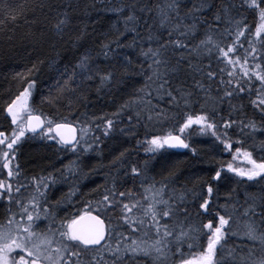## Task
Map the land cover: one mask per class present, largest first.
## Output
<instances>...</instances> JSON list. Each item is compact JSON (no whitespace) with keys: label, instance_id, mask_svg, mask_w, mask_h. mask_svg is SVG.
Returning a JSON list of instances; mask_svg holds the SVG:
<instances>
[{"label":"trees","instance_id":"1","mask_svg":"<svg viewBox=\"0 0 264 264\" xmlns=\"http://www.w3.org/2000/svg\"><path fill=\"white\" fill-rule=\"evenodd\" d=\"M132 2L134 0H0V131L11 133L13 126L5 109L27 86V81L20 79L16 74L25 73L36 65L39 71L32 77L36 83L31 98L34 113L54 123L71 122L79 128L88 126L91 129L89 138L99 137L100 143V148L97 150L73 153L68 149H62L56 141L40 135L28 134L16 151L21 174L18 182L31 187L34 186L33 177H47L49 174H54L57 183L48 189L47 206L55 214V224L58 225L61 219L79 214L90 201L94 209L93 213L101 215L107 225L114 229L111 231V239L108 243L114 248L117 240H120L123 248L125 244H130L132 239L150 242L155 239L154 231L145 227L138 232H132L129 226L123 223L119 206H98L97 202L102 200L107 189L112 188L114 179L117 191L133 194L125 198L124 203L141 201L147 195L144 188L148 183L155 182L156 187L159 188L163 181L168 184L164 198L173 197L181 210L187 209V215L181 211L172 220L165 219L162 223L168 224L170 228L181 223L184 228L189 225L200 228L210 219L215 224L218 219L217 214L228 216L227 213H231V216L237 218L235 228L232 231L229 229L226 240L218 248V259L222 264H252L264 255V247L258 241H250L247 236L238 237V235L243 234L244 231L240 222L242 226L254 223L260 230H264V218L259 215H244L245 208L253 202L251 197H264V181L246 182L245 179L230 175L226 167L228 155L223 144L215 140L211 133H200L199 126L196 125L182 135L192 148L197 149L196 155H193L189 149L183 151L166 149L153 155L146 152V145L138 141L143 142L152 135H166L169 132L178 134L185 116L201 114V106H203L204 112L215 109V121L218 125L229 118L236 121L237 123L227 131L229 140L234 142H238L236 139L240 140L243 148L251 152L257 160H264V112L252 103L258 99L257 90L261 88V84L253 77L251 84L245 85L246 88H251L250 92L233 96L230 103L227 99L221 101L219 97L223 96L225 89L218 83L219 75L216 80H209L201 73L189 70L188 65L185 64L183 65L185 71L178 77H171L170 80L173 88L183 83L184 87L193 91V100L197 102L189 108H185L182 104L180 107L170 105L167 97L161 99L152 89H146L151 92L148 96L138 91L144 87L145 77L149 74L148 62L140 56V45L147 49L149 46L147 37L150 34L162 37L161 42L167 39V32L159 27L160 18L156 14V5L163 7L166 0H146L153 12L148 14L137 11L140 17L138 24L128 25L129 28L135 27L136 32H125L123 18L128 12L119 14L113 9ZM201 3L211 7L196 12L195 9ZM224 4L235 5L231 11L233 24L221 22L219 32H213V39L222 47L232 44L234 35H230L229 31L225 30L234 33L236 20L242 21V24L246 23L250 32L246 33L247 38L241 37L243 47L238 48L236 55L243 57L245 49L256 47L257 58L253 60L249 56L248 67L255 71L257 70L255 65L260 64L264 68V59L260 58L264 55V48H261L259 42L252 45L248 43V40H254L252 34L256 25L260 23L259 15L257 11L242 6V0H182L180 15L185 18L184 23L192 22V14L200 20L209 22L198 25V35L193 40V44L203 38L209 27H217L213 17ZM9 15H15L16 18L13 20ZM65 15L69 22L63 27V31L58 33L54 25ZM175 22L173 20V23ZM148 25L152 26L150 32ZM120 33L124 34L120 35ZM134 40L136 44H133ZM108 41H118L120 47L117 48L116 43H113L114 52L105 57L100 46ZM152 46L155 47V43ZM87 53L91 54L93 67L99 69L101 75L107 72L113 73L110 83L101 86L98 78L85 80L86 74H81L77 64L81 56ZM168 54L188 55L186 52H173L171 48ZM217 55L213 49L212 55L193 56L191 63L204 71L219 73L225 65L218 61ZM125 58L132 61L128 73L124 71ZM239 76L240 73L237 72V78ZM69 77L72 79L69 80ZM65 81L69 82L68 90L61 92L60 87ZM196 81L203 83L209 90L207 96L195 86ZM260 96L264 97V92H261ZM128 101H132L131 105L122 109V105ZM161 109L168 115V119L157 118L156 112ZM149 116L152 117L151 120ZM129 117H132L131 121ZM106 119L115 121L114 131L108 136L103 134ZM240 121L245 123L254 121L257 131L254 134H250L247 130L242 133ZM122 152L125 153L124 158L116 161V157ZM253 153H259L261 158ZM73 161L77 162L81 169L76 176H70L63 171L71 166ZM145 162H147L145 175L149 179L142 185V177H132L130 169L135 166L143 170ZM173 165L176 166L175 176L170 180H164ZM221 167H223L222 179L214 183L215 191L210 207L205 212L199 207L203 199L208 198L204 181L210 180L215 171ZM1 173L5 175L3 170ZM125 173L129 174L125 175ZM12 182L14 186L17 185L14 179ZM72 192H75V195L69 196ZM193 192L196 193L195 196ZM181 194H185L186 197L183 202L178 199ZM238 200H242L241 204ZM57 201H62L59 206H56ZM257 203L259 204V200ZM222 207L227 210H221ZM9 209L13 211L7 202L0 199L1 224L5 223L11 214ZM256 211L262 212L264 208L257 207ZM149 219L145 220V224ZM49 223V220L42 218L38 221L39 229H44ZM145 232H147L146 236ZM117 233H122L129 239L124 240ZM232 234L235 235L231 236ZM206 242L207 238L203 233L196 241H186L180 246L182 257L175 253L176 246H173L166 264H180L181 258H197L206 246ZM188 244L194 246L189 248ZM93 256L97 257L99 264H112L115 259L110 251L101 247L99 252L92 250L83 253L80 264H90ZM75 260L76 258L73 257L71 264H75ZM117 264H153V260L150 257H132L123 253V259L117 261Z\"/></svg>","mask_w":264,"mask_h":264},{"label":"snow or ice","instance_id":"2","mask_svg":"<svg viewBox=\"0 0 264 264\" xmlns=\"http://www.w3.org/2000/svg\"><path fill=\"white\" fill-rule=\"evenodd\" d=\"M181 3L182 0H166L163 7L156 5L159 16V27L167 32V39L161 42L162 37L152 36L147 37L149 46L147 49L140 45V56L144 57L148 62L147 71L149 74L145 77V85L138 91L144 92L146 96L151 95V92L146 89H152L157 95L163 99L168 98L169 104L180 107L182 104L185 108H189L197 101L193 100L194 93L190 88L184 87L183 83L177 84L175 88L171 86V77H178L185 71L183 65L187 64L188 69L201 73L209 80H216L219 75L218 83L224 86L223 96L219 97L222 101L227 99L229 103L231 98L237 94L250 92L251 88H246L245 85H250L253 77L259 81L261 88L257 90L258 99L252 101L261 112H264V97L260 96L264 92V68L260 64L255 65L252 70L248 67V57L251 56L255 60L257 48L250 47L245 49L243 57L236 55L238 48H242L241 37H246V33L250 29L246 23L236 20L234 33L229 31L230 35H234L232 44L221 46L216 40L213 39V32H219V24L226 22L229 25L233 24L231 18L232 8L234 4H224L220 10L214 15L213 22L217 25L216 28L209 27L205 32L202 39L198 43L193 44V40L198 35V25L208 24L207 20H200L192 14V22L184 23V17H181ZM242 6H246L258 12L259 21L255 27V32L252 34L254 40H248L249 45L256 42L261 44L264 48V0H242ZM205 7H211L206 3L195 9L196 12L201 11ZM119 14L128 12L127 16L123 18L125 32H136V28H129L130 24H138L140 13L151 14L153 9L148 6L146 0H134L132 3L123 4L119 8L113 9ZM174 14V15H173ZM9 18L15 19V15H9ZM173 20L176 22L173 23ZM69 19L67 15L61 18L55 25L56 32H62L63 27L68 24ZM170 25V27H169ZM149 32L152 26H147ZM119 31V30H117ZM124 33H120L123 35ZM116 43L117 48L120 47L118 41H108L101 44V52L105 57H108L114 52L112 44ZM155 43V47L152 44ZM136 44V41H133ZM171 48L173 52H186L188 55L181 54L180 56H170L168 50ZM215 49L217 59L225 65L224 68L219 70V73L214 71H204L201 67L191 63L193 56H200L202 54L212 55ZM264 59V55H261ZM173 60L175 61L173 63ZM126 67L125 73L129 72L132 61L125 58ZM209 68L211 65L208 66ZM77 68L81 74L85 75V80L91 81L98 78L101 86H105L113 79V73L107 72L103 75L100 70L93 67L91 54L87 53L81 56ZM143 71V65H141ZM39 71L36 65L28 69L25 73H17V77L27 81V86L19 93L6 107L5 112L10 117L11 125L14 126L10 134L0 131V168L7 170V178L9 182L0 179V198H6L9 203H16L20 207L19 213H12L4 224H0V264H71L72 258L75 257V264H80V258L83 253L96 250L99 252L103 247L110 251L115 259L112 264H117V261L123 259V253L130 254L132 257L144 256L150 257L153 264H166L169 258V253L172 252L173 246H176L175 253L183 256L181 247L186 241H196L201 238V233L207 238L206 246L197 258L183 259L181 258L180 264H222L218 259V248L222 246V242L226 240L229 233L230 216L226 218L225 215H219L217 222L214 224L213 220H208L207 223L202 224L200 228L189 225L187 228L183 227V223L178 226L169 227L168 224L162 223L163 220H172L180 214L181 211L187 215V209L181 210L179 205L176 204L173 197L165 199V193L168 191V184L161 181L160 187L157 188L155 182L148 183L144 188V192L150 195H145L143 201L136 200L131 203H124L123 200L133 194L131 192L117 191L115 179L111 189L106 190L102 200L97 202V205L105 207L121 208V219L124 224L128 225L132 232H138L143 228H148L154 231L155 239L150 242L147 240L132 239L130 244H125L121 248L120 240H117L116 246L113 248L108 241L111 239V231H114L110 225L105 224V220L100 215L93 214L94 209L89 201L84 209L79 214L73 215L71 218L61 219L59 224H55V214L52 213L47 206V192L51 185L57 183L54 174H49L47 177H33V185L35 188L34 194L27 203L21 200H14L13 197L21 193V189L25 187L23 184H18L14 187L11 180L15 177L19 181L20 171L19 165L13 167V161L16 157V151L21 142L28 134L40 135L48 140L56 141L62 149L71 150L73 153H87L100 148L99 137L89 138L91 129L88 126L80 127L74 126L71 122L54 123L52 120H46L42 115L34 114V109L30 106L29 100L32 97V90L35 87V79H32L34 74ZM237 72L240 73L237 78ZM227 76V79H225ZM72 77H69L71 80ZM68 81L60 87V91L68 90ZM195 86L201 91L208 93L200 81L195 82ZM230 89V90H229ZM72 91H75L72 89ZM210 98V97H207ZM132 101L126 102L122 105V109L128 108ZM150 103V101H149ZM231 106V104H230ZM201 114H187L183 120L182 125L179 127L180 134H173L169 132L166 135H152L150 139H146L143 143L146 145L145 151L156 155L166 149H189L193 155L197 154V149L192 148L186 142L182 135L187 129L192 128L194 125L199 126V131L202 134L211 133L221 144L225 150H231L233 143L227 136L228 129L232 128L237 122L231 118L223 120L222 124H217L215 121V109L204 112L201 106ZM158 119L166 120L168 115L164 110L156 112ZM139 117V113H137ZM132 117H129L131 121ZM152 117L149 116V120ZM115 121L113 119H106L104 121L103 134L110 135L114 131ZM241 132L246 130L250 134L257 131V126L254 121H240ZM99 127V126H97ZM222 129V131H218ZM121 131H124L121 129ZM243 156L244 160L250 167H234L232 163L226 165L227 171L234 173L237 177L245 178L250 182L264 181V160L257 162L253 159L252 153L242 150L237 147L233 160ZM125 153H120L116 157V161H121ZM114 161V163L116 162ZM70 176L79 175L81 169L77 162L73 161L72 165L64 169ZM223 167L215 171L210 180L204 181L206 184V195L203 202L199 204L200 209L205 212L210 207L211 198L215 191L214 183L222 179ZM147 172V162H145L144 169H138L132 166L130 174L132 177H142V185L148 182V177L145 175ZM129 173H125L128 175ZM176 174V166L173 165L168 170V175L164 180H170ZM196 195L195 192L192 193ZM75 195V192L69 196ZM185 194H181L178 199L183 202ZM252 204H249L244 210L246 216L259 215L264 218V211L257 212L256 208H264V197H251ZM259 200V204L257 203ZM62 201H57L56 206ZM145 202L147 206L145 207ZM31 209V210H30ZM11 213V209L8 210ZM141 212V215H135V212ZM43 219L49 220L47 228L37 231L39 228L38 221ZM19 217V218H17ZM148 223L145 224V220ZM206 230V231H205ZM118 236L124 240L129 239L124 237L122 233H117ZM147 235V232L144 233ZM245 236L250 241H258L264 247V230H260L254 223H249L246 226ZM102 242H104L102 244ZM193 244H188V247H193ZM90 264H99L97 257L93 256ZM252 264H264V255L257 258Z\"/></svg>","mask_w":264,"mask_h":264},{"label":"rangeland","instance_id":"3","mask_svg":"<svg viewBox=\"0 0 264 264\" xmlns=\"http://www.w3.org/2000/svg\"><path fill=\"white\" fill-rule=\"evenodd\" d=\"M32 93H33V90H32ZM32 98V97H31ZM31 98H30V100H29V104H30V106H31ZM14 127V126H13ZM188 130L189 129H187L186 131H185V133H187L188 132ZM184 133V134H185ZM178 134H180V133H178ZM89 135V134H88ZM228 136V135H227ZM228 138H229V136H228ZM214 139L216 140V138L214 137ZM231 141V140H230ZM236 141H238V142H234V141H231L232 143H233V147H232V149L231 150H225V148H224V150H225V153L228 155V159H227V164L228 163H231L229 160L231 159V157L235 154V149L237 148V147H239V148H241L242 150H246V149H244L243 148V144L240 142V140H238V139H236ZM224 147V146H223ZM71 151V150H70ZM247 151V150H246ZM230 153H231V155H230ZM254 155H256V156H258L259 158H261L260 157V154L259 153H253ZM253 159H255L254 157H253ZM258 162V161H257ZM0 163H2V161H0ZM233 164V166L234 167H244V168H248V167H250V165H248L247 164V162L244 160V158H243V156L241 155L239 158H237V159H235V163H232ZM1 168H0V174H2V176L0 177V179H4L6 182H9L6 178H5V175L3 174V173H1ZM4 171V173H6V171L5 170H3ZM14 179V181L15 182H17V185L16 186H18V184H19V182L17 181V179L14 177L13 178ZM13 179L11 180V182L13 181ZM244 181H246V182H248L247 180H244ZM245 182V183H246ZM250 182V181H249ZM13 183V182H12ZM252 183H255V182H252ZM247 184V183H246ZM256 184H259V183H256ZM13 185H14V183H13ZM24 185V184H23ZM16 186H14V187H16ZM24 191V192H23ZM21 192H23L22 194H20V196H19V199L18 200H21L23 203H27L28 202V200L31 198V196L34 194V192H35V188H34V186H31V187H29V186H27V185H25V187L24 188H22L21 189ZM147 195H150V194H147ZM28 196H30V197H28ZM1 200H3V201H5V202H7L11 207H12V209H13V211L11 212V214L12 213H19L20 212V207L16 204V203H9L8 201H7V199L6 198H0ZM13 199L14 200H16V196H14L13 197ZM48 201V200H47ZM141 201H143V198L141 199ZM239 201V203L241 204V202H242V200H238ZM237 201V202H238ZM145 207L147 206V204H146V202H145V205H144ZM224 209V210H223ZM31 210V209H30ZM221 210H223V211H226L225 210V208H223L222 207V209ZM231 212H232V210H231ZM231 213H227V215L228 216H226V218L227 217H231L232 219L230 220V230L232 231L235 227V221H236V217L235 216H231L230 215ZM135 215H137V216H139V215H141V212H139V211H136L135 212ZM17 218H19V217H17ZM42 218H43V216H42ZM41 218V219H42ZM4 224V223H3ZM240 224H241V227H242V229L244 230L243 231V234H240V235H238V237H242V236H245L244 235V233H245V231H246V226H247V224H245V225H243L242 226V223L240 222ZM47 227H45L44 229H46ZM42 229V228H41ZM44 229H42V230H44ZM235 234H232L231 236H234Z\"/></svg>","mask_w":264,"mask_h":264},{"label":"flooded vegetation","instance_id":"4","mask_svg":"<svg viewBox=\"0 0 264 264\" xmlns=\"http://www.w3.org/2000/svg\"><path fill=\"white\" fill-rule=\"evenodd\" d=\"M16 165H19V161L17 160V158L15 157V160L13 161V167L15 168ZM2 169V168H1ZM2 170H5L6 173H5V178L8 180L7 178V170L6 169H2ZM24 192V191H23ZM22 192V193H23Z\"/></svg>","mask_w":264,"mask_h":264},{"label":"bare ground","instance_id":"5","mask_svg":"<svg viewBox=\"0 0 264 264\" xmlns=\"http://www.w3.org/2000/svg\"><path fill=\"white\" fill-rule=\"evenodd\" d=\"M74 126H76L75 124H74ZM78 129H79V127H77ZM171 150H175V151H183L184 149H171ZM26 203V202H25ZM93 214H95L96 215V213H93ZM40 230V229H39Z\"/></svg>","mask_w":264,"mask_h":264},{"label":"water","instance_id":"6","mask_svg":"<svg viewBox=\"0 0 264 264\" xmlns=\"http://www.w3.org/2000/svg\"><path fill=\"white\" fill-rule=\"evenodd\" d=\"M95 215V214H94ZM103 243V242H102Z\"/></svg>","mask_w":264,"mask_h":264}]
</instances>
